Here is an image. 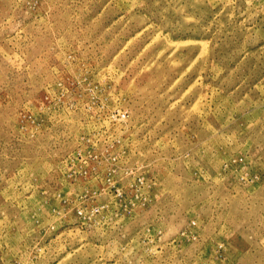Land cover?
<instances>
[{"label":"rangeland","instance_id":"1","mask_svg":"<svg viewBox=\"0 0 264 264\" xmlns=\"http://www.w3.org/2000/svg\"><path fill=\"white\" fill-rule=\"evenodd\" d=\"M0 264H264V0H0Z\"/></svg>","mask_w":264,"mask_h":264}]
</instances>
